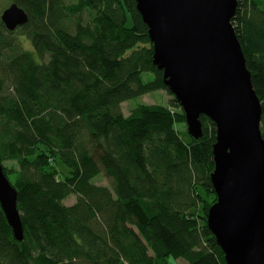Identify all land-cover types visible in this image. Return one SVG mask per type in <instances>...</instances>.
I'll return each instance as SVG.
<instances>
[{"label":"trees","instance_id":"16d2710c","mask_svg":"<svg viewBox=\"0 0 264 264\" xmlns=\"http://www.w3.org/2000/svg\"><path fill=\"white\" fill-rule=\"evenodd\" d=\"M9 1L28 22L8 32L0 20V164L23 240L0 207V264H226L207 226L215 126L201 116L202 136L189 135L135 0ZM236 1L264 140V0ZM157 91L166 105L123 114ZM100 174L109 185L92 183Z\"/></svg>","mask_w":264,"mask_h":264},{"label":"water","instance_id":"95a60500","mask_svg":"<svg viewBox=\"0 0 264 264\" xmlns=\"http://www.w3.org/2000/svg\"><path fill=\"white\" fill-rule=\"evenodd\" d=\"M153 45V63L184 112L188 133L215 126L210 176L216 202L207 226L226 264H264V140L261 104L231 20L236 0H135ZM0 20L8 32L28 22L15 3ZM0 207L17 242L23 228L17 192L0 164Z\"/></svg>","mask_w":264,"mask_h":264},{"label":"rangeland","instance_id":"374dc122","mask_svg":"<svg viewBox=\"0 0 264 264\" xmlns=\"http://www.w3.org/2000/svg\"><path fill=\"white\" fill-rule=\"evenodd\" d=\"M10 1L9 0H0V13L7 7L9 6ZM18 39L22 42L23 47L31 51L35 58L37 59L36 53L33 51L32 46L30 45V42L25 39L23 36H19ZM153 79L152 74H144L143 75V80L145 82L151 81ZM170 96L167 95L166 92L164 91H157V92H152L146 95H143L138 98L131 99L129 101L123 102L121 104V110L125 116L129 114V111L137 107L138 105L141 104H146V105H152V104H157V105H166L167 101L169 100ZM102 174L97 176L92 180V183L95 185H109L110 182L107 178L101 177ZM206 198L212 199V197L206 196ZM75 202V197L73 195H70L68 198H66L63 203L65 205H71ZM168 264H183L184 261L182 260H174L173 258H168L167 259Z\"/></svg>","mask_w":264,"mask_h":264}]
</instances>
